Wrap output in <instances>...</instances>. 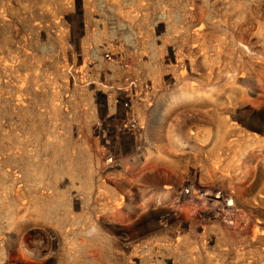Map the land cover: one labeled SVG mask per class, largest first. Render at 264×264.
<instances>
[{
  "label": "rangeland",
  "instance_id": "rangeland-1",
  "mask_svg": "<svg viewBox=\"0 0 264 264\" xmlns=\"http://www.w3.org/2000/svg\"><path fill=\"white\" fill-rule=\"evenodd\" d=\"M263 107L264 0H0V264H264Z\"/></svg>",
  "mask_w": 264,
  "mask_h": 264
},
{
  "label": "bare ground",
  "instance_id": "bare-ground-1",
  "mask_svg": "<svg viewBox=\"0 0 264 264\" xmlns=\"http://www.w3.org/2000/svg\"><path fill=\"white\" fill-rule=\"evenodd\" d=\"M257 84V83H256ZM255 85V84H254ZM263 106V105H262ZM264 108V107H263ZM245 114L248 116V117H254V118H258V117H261V118H264V111H262V113H260V114H253L250 110L249 111H247V112H245ZM246 117V116H245ZM253 119V118H252ZM177 120V119H176ZM256 122V121H255ZM155 129V128H154ZM175 137V136H174ZM153 142H154V145L155 146H160L161 145V143H162V137H161V134H160V132H158V133H156L155 135H154V140H153ZM175 154V153H174ZM116 166H112V165H107L106 166V169L107 170H109V169H114ZM186 173V172H185ZM185 181V180H184ZM193 182V181H192ZM192 182H190V183H192ZM190 183H188V185H187V181H185V183L183 184V188L182 189H184V191H183V193H182V196H186L187 194H191V185L192 184H190ZM193 187V186H192ZM204 193V192H203ZM192 195V194H191ZM206 195L208 196V197H217L218 199H219V201H222V202H225V194L224 193H222L221 191H219V190H213V191H210V192H206ZM205 195V196H206ZM190 196V195H189ZM180 197V196H179ZM244 204H246V206L247 207H251V205L249 204V203H244ZM225 210V209H224ZM232 212H233V209H232V207H230V205H227L226 204V211H225V213L223 214L224 215V218L225 219H227V218H229L230 217V215L232 214ZM213 215H214V213H212V211H210L209 213H207L206 214V217L207 218H213ZM215 216V215H214ZM216 220V219H215ZM22 264V263H21Z\"/></svg>",
  "mask_w": 264,
  "mask_h": 264
}]
</instances>
